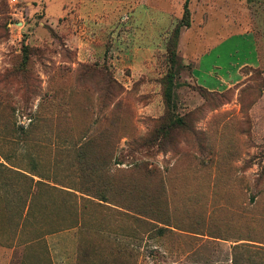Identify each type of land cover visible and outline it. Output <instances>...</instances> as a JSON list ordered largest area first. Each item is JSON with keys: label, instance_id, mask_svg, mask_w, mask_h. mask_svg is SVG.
<instances>
[{"label": "rangeland", "instance_id": "rangeland-1", "mask_svg": "<svg viewBox=\"0 0 264 264\" xmlns=\"http://www.w3.org/2000/svg\"><path fill=\"white\" fill-rule=\"evenodd\" d=\"M0 164V264H264V0H0Z\"/></svg>", "mask_w": 264, "mask_h": 264}, {"label": "crops", "instance_id": "crops-1", "mask_svg": "<svg viewBox=\"0 0 264 264\" xmlns=\"http://www.w3.org/2000/svg\"><path fill=\"white\" fill-rule=\"evenodd\" d=\"M252 48H251V50H252V52H253V59H252V61H247V62H245V63H241L237 68H236V71H237V73H236V75H237V79H235V81H228V82H230V83H228V82H226V81H224L223 79L222 80H220L219 82H220V85H219V87H210L209 86V89L211 90V91H222V90H225V89H228L230 86H232L234 83H236L237 82V80L239 79L238 78V69L240 68V67H243V66H251V67H254V66H257L258 64H259V60H258V55H257V49H256V46H255V43L252 41ZM219 58H220V54H219V51H217L216 52V54H215V56H214V59L212 60V64H214V68L216 69L217 67V65H219V63H218V61H219ZM201 63H202V59H199L195 64H194V66H193V69H192V77H193V79L195 80V82L197 83V78L196 77H194L193 76V74L196 72V69H197V67H199L200 68V65H201ZM234 82V83H233ZM197 85H198V83H197ZM220 89V90H219Z\"/></svg>", "mask_w": 264, "mask_h": 264}, {"label": "trees", "instance_id": "trees-1", "mask_svg": "<svg viewBox=\"0 0 264 264\" xmlns=\"http://www.w3.org/2000/svg\"><path fill=\"white\" fill-rule=\"evenodd\" d=\"M184 26H186L187 27V24H184ZM200 88L202 89V90H205V91H207L206 89H204V88H202L201 86H200ZM208 92V91H207ZM0 168H3V166L0 164Z\"/></svg>", "mask_w": 264, "mask_h": 264}]
</instances>
